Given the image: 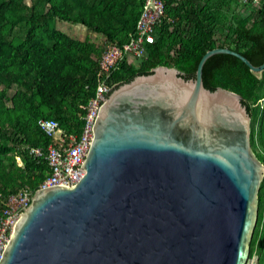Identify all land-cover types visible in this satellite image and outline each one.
<instances>
[{"label": "water", "instance_id": "water-1", "mask_svg": "<svg viewBox=\"0 0 264 264\" xmlns=\"http://www.w3.org/2000/svg\"><path fill=\"white\" fill-rule=\"evenodd\" d=\"M174 67L113 86L74 186L38 188L0 264H246L264 163L234 91Z\"/></svg>", "mask_w": 264, "mask_h": 264}, {"label": "trees", "instance_id": "trees-1", "mask_svg": "<svg viewBox=\"0 0 264 264\" xmlns=\"http://www.w3.org/2000/svg\"><path fill=\"white\" fill-rule=\"evenodd\" d=\"M144 1L0 0V208L9 195L22 187L35 191L50 174L46 154L53 139L40 119H56L63 130L81 134L82 105L95 96L102 54L108 44L122 45L135 34ZM164 1L156 41L137 63L119 64L109 79L116 87L158 66L195 78L203 55L216 47L236 50L255 65L264 63V0H234L254 7L247 16L227 12L233 0ZM58 20L103 35L105 47L90 44L89 36L72 37L58 28ZM218 27L225 34L221 39ZM203 80L210 90L223 87L241 96L251 116L253 150L264 163V69L253 71L240 57L217 53L205 62ZM34 147L42 154L30 162ZM255 255L257 264H264V180L249 259Z\"/></svg>", "mask_w": 264, "mask_h": 264}, {"label": "built area", "instance_id": "built-area-1", "mask_svg": "<svg viewBox=\"0 0 264 264\" xmlns=\"http://www.w3.org/2000/svg\"><path fill=\"white\" fill-rule=\"evenodd\" d=\"M165 9L164 0H145L135 34L122 45L117 43L107 45L100 59L99 82L95 96L89 98L87 104L82 105L86 112L80 135L63 130L56 119L39 120L41 129L53 139V142L49 145L46 154L51 171L38 188L55 185L74 186L84 177L86 169L83 164L94 137L96 119L102 104L107 99L105 97L116 85L109 82V79L121 62L126 61L133 65L145 56L148 45L156 41V29L162 22ZM31 153L35 157L41 155L42 150L34 147L31 148ZM33 193L34 190L22 187L20 191L4 200V206L0 208V254L6 249L15 225L21 213L29 206Z\"/></svg>", "mask_w": 264, "mask_h": 264}, {"label": "rangeland", "instance_id": "rangeland-1", "mask_svg": "<svg viewBox=\"0 0 264 264\" xmlns=\"http://www.w3.org/2000/svg\"><path fill=\"white\" fill-rule=\"evenodd\" d=\"M252 11H254V7H252V5L243 6L242 4L236 3L234 0L232 1V3L227 8V12H229V13H235L236 12V13H239L240 15H242V16H247ZM57 26H58L59 29L63 30L64 32H67L68 34H70L74 38L84 40L87 36H89V38H90L89 43L90 44L94 43V44H96L98 46L105 47V39H104L105 37L103 35L96 34L94 32H88L87 29L81 24H72V23H69V22L58 20L57 21ZM216 32H217V38H219V39H221L223 37V35H225L223 33V30L221 28H219V27L216 28ZM231 45L233 46L234 43H231ZM251 127H252V124H251ZM34 158L35 157L32 156L29 159V161L33 162ZM16 164L19 166L22 163L18 159ZM36 167H37V164H35L34 168H36ZM256 228H257V225H256ZM256 228H255V231H256ZM259 241H260V239L257 240V246H259L258 245ZM246 264H257V255L253 256L250 259H248Z\"/></svg>", "mask_w": 264, "mask_h": 264}, {"label": "crops", "instance_id": "crops-1", "mask_svg": "<svg viewBox=\"0 0 264 264\" xmlns=\"http://www.w3.org/2000/svg\"><path fill=\"white\" fill-rule=\"evenodd\" d=\"M19 161L21 162V160L19 159Z\"/></svg>", "mask_w": 264, "mask_h": 264}]
</instances>
